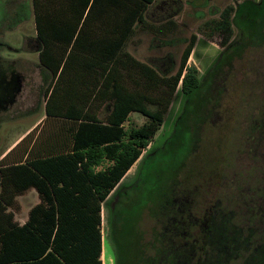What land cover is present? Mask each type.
Returning a JSON list of instances; mask_svg holds the SVG:
<instances>
[{
    "label": "rangeland",
    "instance_id": "374dc122",
    "mask_svg": "<svg viewBox=\"0 0 264 264\" xmlns=\"http://www.w3.org/2000/svg\"><path fill=\"white\" fill-rule=\"evenodd\" d=\"M224 9L226 45L216 29ZM145 20L125 50L172 75L194 37L187 67L200 85L190 97L178 86L152 142L102 204L101 261L264 264V138L249 128L264 127V0H156ZM39 49L32 1L0 0V156L45 115L52 75ZM145 123L131 113L123 127ZM33 202L8 210L19 220Z\"/></svg>",
    "mask_w": 264,
    "mask_h": 264
},
{
    "label": "trees",
    "instance_id": "16d2710c",
    "mask_svg": "<svg viewBox=\"0 0 264 264\" xmlns=\"http://www.w3.org/2000/svg\"><path fill=\"white\" fill-rule=\"evenodd\" d=\"M31 1L39 63L52 80L42 123L0 160V264H102V204L152 142L178 86L186 97L199 89L187 67L195 38L176 72L160 74L125 50L156 0ZM229 16L224 9L216 26L223 45ZM131 113L148 123L124 129ZM262 125L252 135L263 139ZM31 187L41 203L19 225L8 208Z\"/></svg>",
    "mask_w": 264,
    "mask_h": 264
},
{
    "label": "crops",
    "instance_id": "0c3cea01",
    "mask_svg": "<svg viewBox=\"0 0 264 264\" xmlns=\"http://www.w3.org/2000/svg\"><path fill=\"white\" fill-rule=\"evenodd\" d=\"M6 85H9V86H12L13 84H12V82H6ZM45 116V115H44ZM42 117L39 121H37L35 124H33V126L30 128V129H28L24 134H22L1 156H0V160L2 159V157L8 152V151H10V149H12L14 146H15V144H17L24 136H26L30 131H32V129H34L38 124H40V123H42V121H43V119L45 118V117ZM125 129V128H124ZM106 165H108V164H106ZM106 165H104V166H106ZM101 168H98L97 170H100ZM24 197H27V198H29V199H31V200H33L34 202L32 203V207H34V206H36V205H38V204H40L41 203V197L39 196V194L37 193V191L34 189V188H29L25 193H23V194H21V195H18V196H16L15 198H14V203L17 201V203H18V201L19 200H22V199H24ZM108 199V198H107ZM31 207V208H32ZM30 208V209H31ZM30 209H29V211H30ZM101 209H102V207H101ZM29 211H28V213H29ZM27 218H28V214L25 216V217H23V218H21V219H17L16 217H14V220H15V222H17L19 225H23L26 221H27ZM103 253V252H102ZM102 253H101V259H102ZM103 264V263H102Z\"/></svg>",
    "mask_w": 264,
    "mask_h": 264
},
{
    "label": "flooded vegetation",
    "instance_id": "af4514ba",
    "mask_svg": "<svg viewBox=\"0 0 264 264\" xmlns=\"http://www.w3.org/2000/svg\"><path fill=\"white\" fill-rule=\"evenodd\" d=\"M6 87L9 88L10 86L9 85H6ZM2 97H4V96H2Z\"/></svg>",
    "mask_w": 264,
    "mask_h": 264
}]
</instances>
